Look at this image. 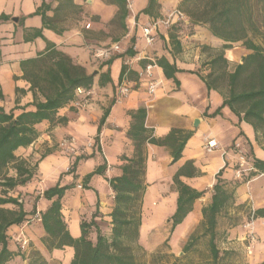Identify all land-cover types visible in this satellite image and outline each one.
Wrapping results in <instances>:
<instances>
[{
    "label": "crops",
    "instance_id": "1",
    "mask_svg": "<svg viewBox=\"0 0 264 264\" xmlns=\"http://www.w3.org/2000/svg\"><path fill=\"white\" fill-rule=\"evenodd\" d=\"M146 1L139 10L133 0L122 3L127 16L121 20L120 0H0L1 113L16 118L35 112L37 104L46 101L39 78L45 68H54L55 52L94 75L91 87L81 88L91 93L90 104L84 109L75 106L84 96L78 88L73 100L51 119L30 126L31 140L18 146L14 159L0 169V183H18L13 189L0 186V195L6 190L27 212L35 207L27 203L35 200L40 217L58 199H46L45 192L67 188L62 214L74 238L81 236V221L96 212L111 222L115 197L111 183H144L143 219L158 199L166 208L177 203L176 183L204 191L179 225L185 228L211 203L218 181L250 183L248 189L260 183L257 194H264V172L254 165L256 159L264 161L258 133L229 107H222L221 90H209L203 80L212 70L201 67L200 45L223 51L229 68L231 63L241 64L245 49L223 50L222 40L209 29L191 27L189 20L172 26L160 22L156 42L148 45L141 27L163 21L177 8L172 0H157L158 7L148 14ZM162 57L178 69L175 78H166L158 62ZM150 64L155 66L148 77L145 70ZM149 81L157 83L153 95L147 90ZM122 84L131 92L118 98ZM72 137L80 148L76 154L60 145ZM184 139L181 157L175 161V149ZM211 141L216 147L208 149ZM235 144L254 165L243 179L236 175ZM245 188H237L238 203L247 200ZM202 200L208 204L201 206ZM263 220L256 224L264 237Z\"/></svg>",
    "mask_w": 264,
    "mask_h": 264
},
{
    "label": "trees",
    "instance_id": "2",
    "mask_svg": "<svg viewBox=\"0 0 264 264\" xmlns=\"http://www.w3.org/2000/svg\"><path fill=\"white\" fill-rule=\"evenodd\" d=\"M126 0H120L121 20L127 12ZM158 7L157 0H149L145 13L151 14ZM181 12L190 21V26H206L216 38L222 40L223 50L231 49L234 44L242 43L251 53L243 58L232 72H228V61L223 51L218 53L209 64L212 72L203 78L210 89L221 90L224 96L222 107H229L239 118L250 124L256 133L264 130V47L256 43L264 25V0H182ZM57 60L54 68H45L40 76L41 92L46 101L37 104L35 112H24L14 118L13 114L0 112V169L14 159L12 152L31 139L27 136L34 131L30 127L46 119H51L57 110L73 100L78 88L88 89L93 84L94 75L73 66L71 60L55 52ZM166 78H175L178 69L165 57L159 59ZM221 107V108H222ZM220 112V109L217 113ZM176 131L169 136L172 140ZM186 139L174 152V160L181 157ZM151 142H156L154 139ZM255 167L264 172V161L256 159ZM179 190L177 208L170 218L172 230L182 224L193 210L194 203L202 198L204 191H197L183 183H176ZM18 183H0L6 189H13ZM115 192L114 207L110 214L111 231L104 233L97 223L99 213L90 220L83 219L80 224L81 236L74 238L62 214L61 199L67 188H56L45 192V198L53 200L50 207L41 214L43 229L47 235L46 246L49 251L70 247L74 251L69 264H143L140 254L145 250L140 244V232L143 224V198L146 193L144 183H111ZM234 189L229 183H215L211 203L202 209L203 222L210 234V254L212 264L222 260L216 245V227L219 216L235 203ZM10 206V208L6 207ZM36 213L34 207L27 212L24 204L17 198L2 191L0 195V264H10L21 256L26 264H48L46 258L37 250L29 256L11 248L9 230L27 221L29 215ZM255 219H264V208L254 212ZM93 236V237H92ZM198 237L192 235L183 248V257H176L172 264L182 263L193 251Z\"/></svg>",
    "mask_w": 264,
    "mask_h": 264
},
{
    "label": "rangeland",
    "instance_id": "3",
    "mask_svg": "<svg viewBox=\"0 0 264 264\" xmlns=\"http://www.w3.org/2000/svg\"><path fill=\"white\" fill-rule=\"evenodd\" d=\"M172 1V5L176 6L177 11L181 12L180 5L182 0ZM145 2L147 1L133 0L132 3L134 9L139 10ZM186 20H189L187 16ZM199 26L203 29H208L206 26ZM192 30L189 33H192ZM261 33L256 38V43L264 47V25H261ZM235 47L245 49L244 57L251 53L242 43H236L232 48ZM220 52L222 51L212 45H200L202 69L212 70L209 62ZM236 66V63H231L230 68L229 66L227 68L228 72H232ZM256 141L264 149V130L258 133ZM229 184L230 188L234 189L236 200L218 218L215 232L216 245L222 257L219 264H264V237L257 230L256 223L259 220L254 218V212L264 206V194H257L260 183H252L253 186H257L253 189L247 188L250 187V183ZM241 185H246L243 192H245L247 200L243 203H238L237 188ZM207 202L202 200L200 204L204 206L208 204ZM27 205L30 208L35 205L37 210V202L35 200L27 203ZM164 206V203H160L159 199L157 204L152 205L151 203L150 215L143 219V224L146 223L147 225L145 224V228H143L142 224L140 232V244L145 250L144 253L140 254V261L143 264H172L176 257L184 256L183 248L185 244L192 235H196L198 241L194 245L193 251L180 264H212L209 245L210 234L207 233V226L203 222L202 214H199V217H195L187 228L179 226L172 230L170 218L176 211L177 203L175 202L167 208ZM35 214L28 216L27 221L21 226L12 227L9 230L11 248L26 257L29 256L31 251L37 250L46 258L48 264H69L73 258V250L65 247L60 251H49L46 246L47 235L43 229L41 217L37 213ZM262 222L264 223V220ZM97 223L104 233H110L111 222L108 219L98 217ZM249 224L251 225L250 227H248ZM69 230L71 231V226ZM26 263L27 259L23 260L21 256H18L10 264Z\"/></svg>",
    "mask_w": 264,
    "mask_h": 264
},
{
    "label": "built area",
    "instance_id": "4",
    "mask_svg": "<svg viewBox=\"0 0 264 264\" xmlns=\"http://www.w3.org/2000/svg\"><path fill=\"white\" fill-rule=\"evenodd\" d=\"M186 20V16L180 11H173L167 15L166 19L163 21L155 20L152 23L142 26V35L148 45H153L156 42V34L155 29L159 26L160 22H163L166 26H172L174 23L184 22ZM103 56L105 54H102ZM155 65L150 64L146 67L145 73L148 77H151V70ZM157 83L154 81H149L147 90L148 93L153 95L156 91ZM78 93L84 94L83 98L75 103V106L80 109L86 108L90 104V92H86L85 90L79 88L77 90ZM131 92V87L128 84H122L118 89V98L127 97ZM61 147L67 149L70 153L76 154L80 150L77 148V141L75 138L64 139L61 142ZM216 147V143L211 141L208 143V149H213ZM235 149L238 154V168H237V178H242L246 173H250L254 171V165L250 164L247 156L243 153L239 144H235ZM251 225L249 224L248 227Z\"/></svg>",
    "mask_w": 264,
    "mask_h": 264
}]
</instances>
